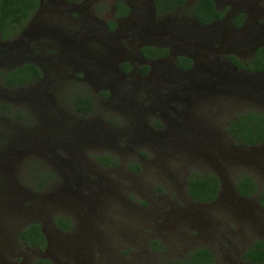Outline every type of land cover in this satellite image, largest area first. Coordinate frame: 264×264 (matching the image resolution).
I'll list each match as a JSON object with an SVG mask.
<instances>
[{"label":"rangeland","instance_id":"1","mask_svg":"<svg viewBox=\"0 0 264 264\" xmlns=\"http://www.w3.org/2000/svg\"><path fill=\"white\" fill-rule=\"evenodd\" d=\"M125 1L131 12L109 26L113 0H39L0 34V68L40 69L20 86L0 81V264H169L195 247L210 250L213 264H264L241 257L264 241L256 201L264 143L245 146L225 130L242 110L264 112V70L226 58L245 60L264 43L261 0H214L224 17L209 25L187 13L190 3L155 14L151 0ZM139 43L168 53L147 63ZM175 54L189 56L192 69L175 71ZM79 94L89 95L90 111L74 109ZM100 154L116 164H100ZM192 171L216 175L212 201L187 195ZM241 174L255 180L252 195L236 192ZM56 216L70 227L58 228ZM32 221L46 237L41 250L16 235Z\"/></svg>","mask_w":264,"mask_h":264},{"label":"trees","instance_id":"2","mask_svg":"<svg viewBox=\"0 0 264 264\" xmlns=\"http://www.w3.org/2000/svg\"><path fill=\"white\" fill-rule=\"evenodd\" d=\"M77 1V0H67ZM38 0H0V34L8 36L13 32L36 7ZM184 0H152V6L156 13L172 10L176 6H182ZM264 6V0H261ZM115 14H122L126 8L122 0H115ZM187 13L195 18L200 24H208L214 18H221L223 10L216 8L213 0H193L187 8ZM241 13H236L232 17V22L238 26L241 21ZM112 22V21H111ZM112 24V23H111ZM138 51L147 58L162 56L166 53V48L154 45H144ZM236 68L254 72L264 68V45H258L252 55L241 60L233 54L226 56ZM175 62L186 67L190 59L183 55L175 57ZM146 69V66L142 67ZM40 76L39 67L32 62H24L20 65L2 69L0 68V81L5 87H16L31 82ZM1 107L7 109L6 104ZM92 108L90 97L86 94L76 95L74 109L79 113L90 111ZM226 133L234 142L250 146L264 142V112L245 109L236 113L230 118L226 125ZM95 159L104 166L116 164L115 158L100 154ZM134 168L138 166L135 164ZM236 192L242 196H249L256 192L255 180L248 174L239 175L234 181ZM218 179L215 174L209 171H192L186 178L185 190L187 195L195 201L209 202L217 195ZM256 201L264 206V189L257 192ZM54 223L60 229L70 227V220L67 217L56 216ZM17 236L25 243L42 249L45 243L44 235L37 222H28L21 227ZM241 257L250 262H264V241L255 239L249 246L241 251ZM213 254L205 247H195L188 251L183 257L172 260L169 264H213ZM36 264H52L46 258H37Z\"/></svg>","mask_w":264,"mask_h":264},{"label":"flooded vegetation","instance_id":"3","mask_svg":"<svg viewBox=\"0 0 264 264\" xmlns=\"http://www.w3.org/2000/svg\"><path fill=\"white\" fill-rule=\"evenodd\" d=\"M67 1V0H66ZM80 0H77V1H67V2H71V3H78ZM114 1L115 0H113V2L111 3V12H110V20H109V22H110V25L109 26H112L113 25V23H114V21H116V20H122V19H124L125 17H127L128 16V14L131 12V6L128 4V2H126L125 0H122L123 1V3L125 4V6H126V8H125V10H124V13H122V14H115L116 13V7H115V5H114ZM187 1H189V0H184V3H183V5H186V4H191V2L192 1H190V2H187ZM214 1V0H213ZM38 2H39V0H38ZM189 4V5H190ZM182 5V6H183ZM188 5V6H189ZM182 6H176V7H174L172 10H174V9H179V8H181ZM217 8V7H216ZM263 8H264V6H263ZM217 9H219V10H221L220 8H217ZM151 10H152V12L153 13H155V14H159V13H165V12H169V11H171V10H169V11H164V12H158V13H156L155 12V10H154V8H153V6H152V0H151ZM224 16H222L221 18H223ZM233 17V16H232ZM221 18H214V19H212L208 24H205V25H209L212 21H214V20H220ZM112 21V22H111ZM112 23V24H111ZM233 23V22H232ZM231 23V24H232ZM240 24V23H239ZM204 25V24H203ZM144 45H154V46H157V47H160V48H164L165 46L164 45H160V44H151V43H139L138 44V46L136 47V53L138 54V56H139V58L140 59H142L143 61H145V62H147V63H153V62H156V61H160L161 59H163L164 58V56L165 55H167V53H168V48L167 47H165L166 48V53L164 54V55H162V56H155V57H150V58H147V57H144L139 51H138V49L139 48H141L142 46H144ZM258 45H264V43H260V44H256L255 46H253V48H252V50L250 51V55H249V57L252 55V53H253V51H254V49L258 46ZM178 55H183V56H186V57H188L189 59H190V63H189V65L188 66H186V67H181V66H179L176 62H175V57L176 56H178ZM173 57V61H172V65H171V67L175 70V71H178V72H181V73H185V72H188L189 70H191L192 69V67H193V61H192V59L189 57V56H187V55H185V54H175V55H173L172 56ZM248 57V58H249ZM247 58V59H248ZM240 59V58H239ZM246 60V59H245ZM244 61V60H243ZM234 68H236L230 61H228ZM20 65V64H19ZM17 66V65H16ZM237 69H240V68H237ZM242 70H244V69H242ZM264 70V68L262 69V70H259V71H254V72H250V71H247V72H249V73H259V72H261V71H263ZM215 80L216 79H214L213 80V82H212V85L213 84H215L216 82H215ZM264 143V142H263ZM250 146H253V145H250ZM218 189H219V186H218ZM217 194H218V190H217ZM217 196V195H216ZM212 201V200H211ZM199 202V201H198ZM210 202V201H209ZM54 222V221H53ZM55 224V223H54ZM26 225V224H25ZM24 225V226H25ZM56 225V224H55ZM20 229V228H19ZM18 229V230H19ZM40 229H41V231H42V233H43V235H44V232H43V230H42V227L40 226ZM18 230L16 231V235H17V232H18ZM18 237V236H17ZM19 238V237H18ZM44 238H45V243H44V246L43 247H45V245H46V237H45V235H44ZM20 239V238H19ZM21 240V239H20ZM23 243H25L23 240H21ZM25 244H27V243H25ZM27 245H29V244H27ZM30 246H32V245H30ZM34 248H36L35 246H33ZM36 249H38V248H36ZM38 250H41V249H38ZM38 258H40V257H38ZM41 258H46V257H41ZM46 259H48V258H46ZM49 260V259H48ZM50 261V260H49ZM51 262V261H50ZM52 263V262H51ZM53 264V263H52Z\"/></svg>","mask_w":264,"mask_h":264}]
</instances>
